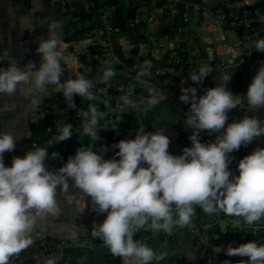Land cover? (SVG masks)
I'll use <instances>...</instances> for the list:
<instances>
[{
    "label": "clouds",
    "instance_id": "obj_1",
    "mask_svg": "<svg viewBox=\"0 0 264 264\" xmlns=\"http://www.w3.org/2000/svg\"><path fill=\"white\" fill-rule=\"evenodd\" d=\"M58 28L57 21L50 22L46 37L38 42L39 67L32 61L21 66L7 50L0 51V60L8 61L7 67H0V94L11 95L25 85L38 89L52 84L62 90L70 108H76L75 96L95 98L93 82L85 75L61 80L64 54ZM254 49L264 52V39H259ZM212 70L203 64L191 71L189 78L198 84ZM111 75L107 72L105 78ZM220 79L221 83L205 88L199 96L193 85L181 89L180 101L190 105L184 123L191 129V145L181 154L168 151L170 138L163 131H145L141 125L133 138L113 145L118 148L113 158L104 157L105 148L100 152L81 145L62 166L50 170L45 163L49 149L36 146L23 156H13L6 165L4 153L14 150L18 138L0 131V264H9L11 257L34 243L37 217L59 214L57 190L67 188L69 180L91 198L96 212L105 214L102 222H94L92 235L124 264L161 260L163 257L146 241L134 239V233L150 227L171 234L174 226L191 222L197 206L209 214L223 211L240 217L247 225L264 220V147L257 146L238 161V174L229 167L231 153L264 136V119L245 114L228 122L229 110L243 103L249 109L264 108V64L242 95L228 86L231 71L222 72ZM149 91L148 103L159 104L160 95L154 89ZM122 100L125 105L134 104L127 96ZM82 116V134L98 140L97 109L93 106ZM72 127L65 123L56 142L73 137ZM205 130L216 133L214 139L202 142ZM58 155L51 153L52 158ZM224 250L229 257H247L243 264H264V243L257 240L235 247L229 244ZM43 264H57V257L53 254ZM223 264L232 262L226 259Z\"/></svg>",
    "mask_w": 264,
    "mask_h": 264
},
{
    "label": "crops",
    "instance_id": "obj_2",
    "mask_svg": "<svg viewBox=\"0 0 264 264\" xmlns=\"http://www.w3.org/2000/svg\"><path fill=\"white\" fill-rule=\"evenodd\" d=\"M224 1L237 0H178L179 8H184L185 16L189 18L181 30H178V25L174 27L172 21L166 18L156 22L148 21L150 17L163 13L162 7L152 0H124L123 6H120V17L125 24L122 37L128 44L127 50L122 51L121 38L113 36L110 39V49L117 59L111 58L101 67L89 70V65L94 60V49L84 41V36L89 31L86 28L88 21L76 19L57 6H50L47 0H0V51L7 50L21 66L32 61L37 67L40 62V54L36 52L38 42L46 37L48 24L57 21L60 50L64 54L61 80L83 74L93 82L92 89L104 83L99 92L107 97L136 63L166 64L172 54L176 53V49H180L183 60L169 78H160L152 70L134 76L131 97L134 104L129 106V110L136 115L137 122L122 134L125 139L133 138L141 125L145 131H163L170 138L168 151L181 154L185 146L191 145V129L184 123L190 105L180 101L181 89L193 85L197 88V95H202L205 88L222 82V72L231 71L228 86L233 93L242 95L247 91L258 67L264 64V52L254 49L256 42L264 39V28L259 22L264 15V0H256L251 7H240L245 20L253 23L256 30L253 33L216 19V8ZM87 8L88 3L80 9ZM137 18L140 20L136 21ZM68 34L71 35L70 39L66 38ZM65 40L70 41L68 47L63 43ZM245 41L251 43L252 53L248 62L241 66L238 59ZM7 64V59L0 60V67H7ZM203 64L211 66L213 70L203 81L194 84L189 74ZM107 72L112 75L105 78ZM149 89L156 90L160 95L159 104L148 103V97L152 94ZM57 91V86L52 84L38 89L25 85L22 90L18 88L11 95L0 94V126L3 131L11 132L18 138L14 150L10 152L12 158L23 156L30 150L22 144L30 137V123L36 120L34 110L45 97ZM243 104L245 114L263 118L264 108L249 109L247 103ZM73 111L75 108H70L67 102L64 112ZM229 112L236 119L241 118L237 108ZM82 121L83 119L79 122ZM257 146L264 147V136L254 139L247 146L242 145L230 168L238 174V161ZM76 149L77 145L74 144L73 150ZM103 155L105 157V153ZM45 163L50 170H56L63 164L52 161ZM83 193L71 180L67 188H58L56 199L59 214L37 217L32 232L34 243L9 261L16 257L18 264H43L46 256L39 243L42 238L75 239L92 236L94 222H102L105 214L94 210L87 194L85 201H80L77 197ZM216 216L217 213H206L197 206L191 222L184 227L174 226L171 234L145 227L141 241H146L163 257L152 264H223L226 259L230 261V258L243 264L246 257L226 255L224 249L227 245L235 247L241 242L221 229ZM256 223L262 227L264 235V220ZM97 239L94 251L99 264H103V253L108 247L100 238Z\"/></svg>",
    "mask_w": 264,
    "mask_h": 264
},
{
    "label": "built area",
    "instance_id": "obj_3",
    "mask_svg": "<svg viewBox=\"0 0 264 264\" xmlns=\"http://www.w3.org/2000/svg\"><path fill=\"white\" fill-rule=\"evenodd\" d=\"M103 1V0H100ZM155 4L161 3V7L163 9V13L159 16H152L149 18V22H156L163 18H166L170 21L176 17L179 12V3L178 0H152ZM50 6H57L62 9L66 13H70L72 11L79 10L83 6H85L88 2L87 0H47ZM224 7L219 8L215 12V17L219 21H223L229 23L228 16L233 20L230 22V25L237 28V20L241 18L239 24H241L242 28L255 32V27L252 22L245 20L244 14L241 16L238 14L240 12V7H251L256 3V0H237V1H224ZM165 9V10H164ZM243 13V12H242ZM114 15H115V7L113 6H105L101 9V11L96 15V24L93 28L89 29L88 33L84 36L85 43L96 49L97 51L94 53V60L89 65V70L101 67L104 65L109 59L114 58L117 59L111 49H110V39L113 36H119L122 40V51L127 50V42L122 37L123 30L120 26L114 23ZM261 18H264V15L260 17V24L264 28V22H262ZM140 18H137L136 21H139ZM189 18L184 16L183 20L178 24L177 29L181 30L183 24L188 22ZM63 43L68 47L70 45L69 40H65ZM252 48L251 43L249 41H245L242 44L238 63L239 65H245L249 58L251 57ZM182 58L177 55V53L172 54L170 57L168 64L163 65L159 63L153 62H143L136 63L134 67L126 73V77L123 81L116 84V86L111 89L108 93L107 98H112L113 103H109L108 100L104 102L102 105H98L95 108L97 109V113L99 115V123L97 128L100 129L102 136L96 140L91 141L88 147L93 148V150L102 152L104 148L105 158H113L115 153L118 152V148L113 147L115 142L112 140L113 137H121V139H125L122 133H117L116 130L120 127L118 124V118L113 116V113H124L129 111L130 105H125L123 103L122 97L127 96L129 99L132 97V84L134 76L140 72H145L152 70L157 75H163L166 73H173L176 71L177 66L181 63ZM40 63V62H39ZM39 63L37 67H39ZM237 112L240 116H244L246 113V108L244 104H241L237 107ZM264 114V113H263ZM50 115V123L47 126L48 131H52L54 127H57V130L60 131L62 126L64 125V120L60 117H53V113L48 109L42 108L40 106L36 107L34 110L35 119L46 117ZM264 119V115L263 118ZM236 120V116L229 112V121L232 122ZM118 125V126H117ZM114 126H117L116 129H112ZM0 131L2 127L0 126ZM111 132V133H110ZM113 132V133H112ZM59 132L55 133L54 137L51 139H36V140H26L22 146L29 148L31 150H35L36 146L46 147L49 149V157L46 158V161L59 162L64 163L67 161L68 157L74 155L76 150H73V145H70L68 141L64 142H56V136ZM216 133H209L208 131L201 132V141L207 142L214 139ZM61 144L63 150L54 151L51 147L52 144ZM78 148V147H77ZM52 152H57L59 155L56 158L51 157ZM237 151H234L230 155L234 158ZM118 159V157H115ZM5 164L10 165L12 161V157L10 152L6 151L4 153ZM233 161V159H232ZM231 161V163H232ZM231 163L229 167L231 166ZM80 201L84 202L86 199L85 193L78 195L77 197ZM216 220L218 225L225 233H231L234 237L243 243L249 240H257L258 243H264V235L262 227L255 223L253 225H247L243 222L240 217H236L233 215L225 214L223 211L217 212ZM98 241L97 238L92 237H82V238H42L40 240V246L42 247L46 258L55 254L57 257V264H62L64 253L67 249L70 248H92L95 243ZM247 259V257H246ZM232 264H238L237 261L230 258ZM9 264H18V260L16 257L12 258L9 261Z\"/></svg>",
    "mask_w": 264,
    "mask_h": 264
},
{
    "label": "trees",
    "instance_id": "obj_4",
    "mask_svg": "<svg viewBox=\"0 0 264 264\" xmlns=\"http://www.w3.org/2000/svg\"><path fill=\"white\" fill-rule=\"evenodd\" d=\"M88 1V8L85 10L79 9L76 11H72L69 14L76 17V19L83 20L85 22H89L88 29H91L96 24V15L101 11V9L105 6H123L124 0H87ZM158 5H161L159 2ZM225 2L221 3L218 8L224 7ZM165 10V9H164ZM240 16L243 14L241 11L238 13ZM229 25L230 22H232V18L228 16ZM241 18H239L236 22L237 28H242L241 24H239ZM114 23L121 27L123 30L125 24L122 21V17L114 15ZM231 26V25H230ZM67 39L71 38V35L66 36ZM97 50L94 49V53ZM176 53L179 57L182 58V53L180 49H176ZM163 64V65H167ZM171 76V73H166L163 75H159L160 78H169ZM104 83H100L97 88L91 89V91L94 93L95 98L92 100L86 99L84 97L75 96V104L76 108L75 111L71 113L64 112V110L67 107V100L65 99L62 90L57 91L56 93H53L43 99V101L40 103V107L48 109L53 113V117H60L64 120V123H71L73 125L72 132L73 137L63 140L68 141L70 145L76 144L79 148L81 145L88 147L89 143L93 141L90 137L82 134V128L80 120H84V117L82 116V112L89 111L91 107H96L98 105L104 104L106 100L109 101V103H113L112 98L105 97L102 93L99 92L101 88H103ZM63 111V112H61ZM113 116L118 118V124L120 127L116 130L117 133H122L125 131V129L133 127L137 122L136 115L131 111H127L124 113H113ZM50 123V115H47L46 117L39 118L36 120L31 121L30 128H31V134L29 139L30 140H36V139H52L55 135V133L59 132L57 130V127H54L52 131L47 130V126ZM100 137L102 136V133L100 132V129H98ZM111 133V132H110ZM113 133V132H112ZM112 140L117 143L121 137H111ZM63 143L60 144H52V149L54 151H60L64 149L62 148ZM92 238H95L93 235L89 236ZM96 244V243H95ZM95 246V245H94ZM94 246L92 248H70L67 249L64 253L62 264H99V261L96 258V254L94 251ZM104 260L103 264H124V261L119 256H114L109 249L107 248L106 251L103 253ZM240 264V263H238Z\"/></svg>",
    "mask_w": 264,
    "mask_h": 264
},
{
    "label": "water",
    "instance_id": "obj_5",
    "mask_svg": "<svg viewBox=\"0 0 264 264\" xmlns=\"http://www.w3.org/2000/svg\"><path fill=\"white\" fill-rule=\"evenodd\" d=\"M121 14H122V8L120 6L115 7V15L116 16H120ZM184 16H185V9L184 8H180L178 14L176 15V17L172 21L173 26L176 27L178 25V23L183 20ZM144 229H140V230L136 231L134 233V237L133 238L142 240V235H143Z\"/></svg>",
    "mask_w": 264,
    "mask_h": 264
}]
</instances>
